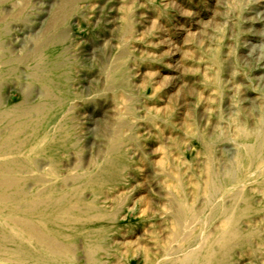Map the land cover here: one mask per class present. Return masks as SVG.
Wrapping results in <instances>:
<instances>
[{"label": "rangeland", "instance_id": "1", "mask_svg": "<svg viewBox=\"0 0 264 264\" xmlns=\"http://www.w3.org/2000/svg\"><path fill=\"white\" fill-rule=\"evenodd\" d=\"M32 261L264 264V0H0V264Z\"/></svg>", "mask_w": 264, "mask_h": 264}, {"label": "bare ground", "instance_id": "2", "mask_svg": "<svg viewBox=\"0 0 264 264\" xmlns=\"http://www.w3.org/2000/svg\"><path fill=\"white\" fill-rule=\"evenodd\" d=\"M46 135H47V134H46ZM11 178H12V177H11ZM19 179H20V178H19ZM40 191H41V190H40ZM33 198H34V197H33ZM36 200H38V199H36ZM39 201H42V199L39 200ZM39 201H38V202H39ZM30 202H31V201H30ZM27 203L29 204V202H27ZM31 203H32V202H31ZM34 203H35V202L33 201V204H34ZM36 203H37V202H36ZM36 205H37V204H36ZM41 205L43 206V205H44V202H43ZM28 206H29V207H27V208L31 210L30 207H32V206H30V204H29ZM44 206H45V205H44ZM33 207H34L35 210L37 209V208H36L37 206H36V207L33 206ZM38 208H41V206H40V207L38 206ZM32 209H33V208H32ZM34 209H33V210H34ZM68 209H69V208H68ZM78 209H79V208H78ZM78 209H77L76 207H75V209H74V211L76 210L77 214H78V212H79V213H80V212H83L82 210H78ZM30 210H28V212H29ZM33 210H31L29 213H31ZM41 210H42V209H41ZM42 211H43V210H42ZM84 211H85V210H84ZM63 212H65V211H63ZM84 213H85V212H84ZM35 214H36V213H35ZM43 214H44V213H43ZM47 214H48V213H47ZM62 214H67V213H62ZM81 214H82V213H81ZM39 215H40V214H39ZM45 215H46V214H45ZM224 220H225V219H224ZM77 221H78V220H77ZM85 222H86V221H85ZM79 223H80V222H79ZM222 223L225 224V223L223 222V219H222L221 224H222ZM52 224H56V223L53 222ZM223 224H222V225H223ZM48 225H49V224H48ZM56 225H57V224H56ZM52 226H53V225H52ZM70 226H71V225H70ZM76 226H77V225H75L74 227H76ZM225 227H226V226H225ZM86 228H87V227H86ZM86 228H85V229H86ZM85 229H83V230L85 231ZM76 230H77V229H76ZM83 230H82V231H83ZM220 231H222V230H220ZM58 232H59V231H58ZM88 232H89V231H88ZM224 232H225V231H224ZM224 232H222V233L224 234ZM62 233H63V231H62ZM82 233H83V232H82ZM86 233H87V231H86ZM59 235H60V234H59ZM66 237H67V236H66ZM36 253H37V252H36ZM38 253H39V252H38ZM46 253H47V252H46ZM184 254H186V253H184ZM190 254H191V253H190ZM192 254H193V252H192ZM197 254H199V253H197ZM197 254H196V255H197ZM29 255H30V254H29ZM55 255H56V254H55ZM188 255H189V254H188ZM194 255H195V253H194ZM207 255H209V257L211 258L210 254H207ZM211 255H212V254H211ZM57 256H58V254H57ZM186 256H187V255H186ZM200 256H201V255H200ZM16 257H17V256H16ZM25 257H26V256H25ZM27 257H28V255H27ZM59 257H60V256H59ZM209 257L207 256V259H208ZM184 258H186V257H184ZM187 258H188V257H187ZM187 258H186V259H187ZM210 258H209V259H210ZM36 259H37V258H36ZM190 259H192L191 256H189V259H188L189 262L191 263L192 261H191ZM199 259H200V258H199ZM201 259H203V257H201ZM201 259H200V260H201ZM28 260H29V259H28ZM200 260H199V261H200ZM211 260H213V259H211ZM35 261H36V260H35ZM35 261H32V263L34 264ZM179 261H180V260H179ZM185 261H186V260H184V262H185ZM204 261L207 263L206 259H205ZM187 262H188V261H187ZM187 262H185V263H187ZM194 262H195V261H194ZM179 263H181V262H179ZM190 263H189V264H190ZM198 263H199V262H198ZM208 263H209V262H208ZM35 264H37V263H35ZM173 264H175V263H173ZM176 264H177V263H176ZM194 264H196V263H194Z\"/></svg>", "mask_w": 264, "mask_h": 264}]
</instances>
